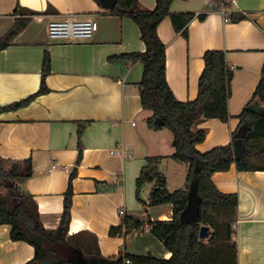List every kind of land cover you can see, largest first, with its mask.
Instances as JSON below:
<instances>
[{"label":"crops","instance_id":"1","mask_svg":"<svg viewBox=\"0 0 264 264\" xmlns=\"http://www.w3.org/2000/svg\"><path fill=\"white\" fill-rule=\"evenodd\" d=\"M155 7L156 0H139L143 11ZM20 9L40 15L31 17L26 28L0 50V108L40 91L46 54L50 73L45 79L47 92L0 114V157L12 162L31 160L33 175L20 180V186L36 202L45 229H58L74 174L69 237L84 233L94 239L105 259L124 254L169 259L171 253L150 233L147 222L171 221L173 207H151L142 193L139 202L136 181L148 159L160 158L158 169L173 160L174 137L148 125L152 113L148 116L150 112L143 110L139 89L143 64L109 61L112 56L146 50L138 26L127 16L111 15L98 0H0V40ZM226 11L247 18L230 21L217 0H176L170 7L172 14L205 13L207 18L190 22L188 39L175 31L170 17L158 29L166 46V79L179 101L197 98L206 51H224L233 70L230 120L201 118L192 127L194 133L206 132L205 141L196 146L201 153L234 143L242 127L239 117L253 99L264 66V0H231ZM70 17L95 20L99 29L81 43L51 40L49 23ZM181 165L176 169L187 180L189 166ZM161 174L168 187L169 178ZM212 181L220 192L238 196L234 224L238 264H264V171L240 172L232 165L228 172L215 173ZM2 189L0 195H6ZM128 216L145 225L110 236L111 228L122 226ZM10 230L0 226V264H26L33 259L34 248L12 241Z\"/></svg>","mask_w":264,"mask_h":264},{"label":"trees","instance_id":"2","mask_svg":"<svg viewBox=\"0 0 264 264\" xmlns=\"http://www.w3.org/2000/svg\"><path fill=\"white\" fill-rule=\"evenodd\" d=\"M176 0H156L152 11L139 8V0H117L111 15L129 17L138 26L141 40L146 50L140 53L112 56V63H142L144 74L139 84L140 99L143 110L152 113L148 119L151 128L167 127L173 134L176 147L171 157L179 163L189 166L187 187L169 191L167 181L158 169L160 158L148 159L136 181L137 199L142 202L141 193L147 184H152L149 206L172 205L171 221L148 220L150 233L157 238L171 253L169 259H161L148 255L124 254L115 260L101 256L97 242L87 239L83 234L69 237L72 206V181L70 177L67 192L64 196V211L57 230L50 231L43 226L38 207L31 195L20 187V180L33 175L31 160L12 162L0 157V186L7 190L0 195V226L10 227V238L14 242H24L34 248L33 259L26 264H238L237 244L234 241V224L237 221L238 196L220 192L212 181V176L219 172H228L235 165L240 172L264 171V115L261 117L249 113L246 109L240 115L241 126H247L249 132L244 141L246 153L242 159H236L233 144L216 147L206 153L196 149L206 139V132L196 133L192 127L196 121L217 119L223 123L230 120L228 102L231 97L233 70L227 65L224 51L209 50L203 57L205 67L199 79L198 96L194 101L181 102L173 94L166 79V46L160 39L158 29L165 18L170 17L176 32L188 39V26L197 17L200 21L207 14L180 13L172 14L170 7ZM225 0H217L222 8ZM228 6L225 4V7ZM14 25L0 40V50L7 48L10 42L29 24L31 17L40 15L29 10L20 9L15 12ZM232 22H240L247 17L242 14L225 15ZM50 73V57L45 55L42 67V84L40 91L22 102L0 108V114L14 111L28 105L36 96L47 92L45 79ZM264 106V66L261 80L253 99ZM156 118L165 124L159 126ZM251 124L247 125V120ZM82 133L79 130L78 134ZM80 162L82 149L79 143ZM193 180L199 182V195L202 198L199 222L183 225L180 215L188 203V190ZM145 224L132 217L125 218L122 226L112 227L110 236L115 237L125 230L130 233L141 229ZM209 227L210 237L201 240L200 229ZM96 250V252H95Z\"/></svg>","mask_w":264,"mask_h":264},{"label":"water","instance_id":"3","mask_svg":"<svg viewBox=\"0 0 264 264\" xmlns=\"http://www.w3.org/2000/svg\"><path fill=\"white\" fill-rule=\"evenodd\" d=\"M100 5L107 11H112L116 5L117 0H98ZM215 6H212L214 9ZM246 110L258 117L264 115V106L257 99L246 107ZM155 123L159 126H164V122L156 118ZM249 132V128L246 126H242L239 131L235 135V141L233 143L234 152L236 159H242L246 153V147L244 144L245 139L247 138ZM21 190V186L19 187ZM202 204V198L199 195V182L197 180H193L190 183V187L188 190V203L186 208L180 215V221L183 225H191L199 222L200 208ZM199 237L201 240H206L210 237L209 227L203 226L200 229ZM100 264H112V263H100Z\"/></svg>","mask_w":264,"mask_h":264},{"label":"built area","instance_id":"4","mask_svg":"<svg viewBox=\"0 0 264 264\" xmlns=\"http://www.w3.org/2000/svg\"><path fill=\"white\" fill-rule=\"evenodd\" d=\"M231 0H225L222 4V14H227L225 4L228 5ZM226 17V16H225ZM99 29V24L95 20H81L78 17H70L63 20L52 21L48 25V35L53 41H64L81 43L91 40ZM121 215H125L121 211ZM129 264V261H126Z\"/></svg>","mask_w":264,"mask_h":264},{"label":"rangeland","instance_id":"5","mask_svg":"<svg viewBox=\"0 0 264 264\" xmlns=\"http://www.w3.org/2000/svg\"><path fill=\"white\" fill-rule=\"evenodd\" d=\"M150 115H151V112L148 113V116H150ZM135 122L140 124L141 119H137ZM162 129H163V131L165 133H168L169 135L170 134L173 135L172 132L167 127H164ZM173 141H174V138H173ZM173 152L174 153L176 152V147L175 146L173 147ZM181 164L182 163H178V162H175L173 160H169L168 164L164 163L159 168V171L161 173H164L165 175H167V177L169 178V181H168L169 183H168V187L167 188L171 192H173L175 190H181V189H184V188L187 187L188 182H187L186 178L184 177V180L181 179V173L178 172V170L176 169V165H180V167H181V166H183ZM152 187H153L152 184H147V186L145 187V189L142 192V198H144L145 200L148 199V194L150 193V190H151ZM1 192H4V190L2 188H0V193ZM234 236H235V231H234Z\"/></svg>","mask_w":264,"mask_h":264}]
</instances>
